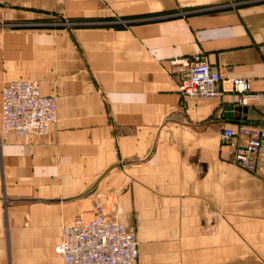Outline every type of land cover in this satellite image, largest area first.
I'll return each mask as SVG.
<instances>
[{
    "label": "crops",
    "instance_id": "1",
    "mask_svg": "<svg viewBox=\"0 0 264 264\" xmlns=\"http://www.w3.org/2000/svg\"><path fill=\"white\" fill-rule=\"evenodd\" d=\"M196 56L264 93V0H0V264H64L62 227L97 204L140 264H264V153L248 172L247 136L221 137L264 103L182 97ZM15 79L56 98L47 136L2 133Z\"/></svg>",
    "mask_w": 264,
    "mask_h": 264
},
{
    "label": "built area",
    "instance_id": "2",
    "mask_svg": "<svg viewBox=\"0 0 264 264\" xmlns=\"http://www.w3.org/2000/svg\"><path fill=\"white\" fill-rule=\"evenodd\" d=\"M175 63L183 66L180 94L184 98H221L230 91L231 104L236 108L248 106L253 101L264 103V93L253 91L248 79L233 78L225 82L204 56ZM57 120L56 98L44 95L37 83L15 79L4 86L1 117L4 135L47 136ZM238 134L248 139L236 146L235 164L255 172L259 155L264 153V127L245 124L238 129L227 127L221 137L226 141ZM55 250L64 264H140L136 233L123 222L109 218L101 204H97L96 215L91 220L79 214L73 223L64 225Z\"/></svg>",
    "mask_w": 264,
    "mask_h": 264
},
{
    "label": "water",
    "instance_id": "3",
    "mask_svg": "<svg viewBox=\"0 0 264 264\" xmlns=\"http://www.w3.org/2000/svg\"><path fill=\"white\" fill-rule=\"evenodd\" d=\"M235 109L236 107L233 104H229L224 113V117L229 119L233 118Z\"/></svg>",
    "mask_w": 264,
    "mask_h": 264
},
{
    "label": "rangeland",
    "instance_id": "4",
    "mask_svg": "<svg viewBox=\"0 0 264 264\" xmlns=\"http://www.w3.org/2000/svg\"><path fill=\"white\" fill-rule=\"evenodd\" d=\"M51 23H60V21L57 20V19L55 18V20H52ZM33 82H34V81H33ZM52 126H53V125H52Z\"/></svg>",
    "mask_w": 264,
    "mask_h": 264
}]
</instances>
